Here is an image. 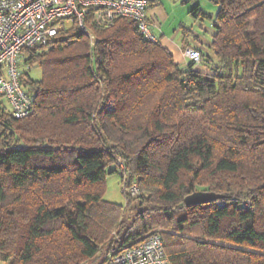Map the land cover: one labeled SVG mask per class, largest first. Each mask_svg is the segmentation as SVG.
<instances>
[{"label":"trees","instance_id":"trees-1","mask_svg":"<svg viewBox=\"0 0 264 264\" xmlns=\"http://www.w3.org/2000/svg\"><path fill=\"white\" fill-rule=\"evenodd\" d=\"M211 2L216 14L192 13L212 22L213 54L186 67L134 20L97 24L92 8L89 33L64 24L25 51L42 78L21 74L29 116L0 95L1 261H36L57 230L91 259L161 229L171 264H264V0ZM120 161L126 205L104 198ZM196 191L221 198L187 205Z\"/></svg>","mask_w":264,"mask_h":264},{"label":"built area","instance_id":"built-area-1","mask_svg":"<svg viewBox=\"0 0 264 264\" xmlns=\"http://www.w3.org/2000/svg\"><path fill=\"white\" fill-rule=\"evenodd\" d=\"M151 0H0V95L10 103L14 117L24 118L34 111L32 97L21 83L19 60L27 49L47 47L66 22L89 33L86 14L95 9L97 24L127 17L135 21L139 34L147 41L158 42L147 18ZM186 55L200 62V52L189 48ZM121 173L125 165L118 163ZM132 196L139 194L136 184ZM103 264H171L160 232H152L141 243L114 249Z\"/></svg>","mask_w":264,"mask_h":264},{"label":"crops","instance_id":"crops-1","mask_svg":"<svg viewBox=\"0 0 264 264\" xmlns=\"http://www.w3.org/2000/svg\"><path fill=\"white\" fill-rule=\"evenodd\" d=\"M196 6L204 8L197 0H151L147 11L152 31L181 67H186L191 62L185 54L189 48L199 50L203 56L213 54L212 41L216 31L211 21L194 16L192 10ZM195 69L210 72L203 64L196 65Z\"/></svg>","mask_w":264,"mask_h":264},{"label":"rangeland","instance_id":"rangeland-1","mask_svg":"<svg viewBox=\"0 0 264 264\" xmlns=\"http://www.w3.org/2000/svg\"><path fill=\"white\" fill-rule=\"evenodd\" d=\"M197 2L202 3V7H204L203 11L210 14L217 13L218 8L216 5H214L211 2V0H197ZM212 9L215 10L211 11ZM188 19L191 22L193 21V19L190 18ZM66 28L67 29L72 28V24L66 22ZM90 37L92 38V43H93L94 35L91 34ZM32 55L34 56L32 51L24 53L19 60V66L21 73H23V71L24 72L26 71V73L33 80L38 81L42 78V69L40 68L39 65L37 64L30 65V63L27 61V59L30 58V56L32 57ZM3 100H4L3 104L6 106L7 109L10 110V103L8 102V100L6 98H4ZM112 169L113 168L111 167L110 170ZM123 187L124 185L122 181V174L120 171L117 172L114 171L108 173L105 179L104 198L111 203L126 205V197L123 192ZM129 191H131V189ZM57 231L53 235L49 236L47 238V241L41 242L40 247L42 251L39 253L38 257H36V261H32L29 264H43L41 259H47L48 257L52 258L51 264H99L101 259L108 255L106 253L107 251L103 250L101 251V254L91 259L80 256L78 250L76 249V243L72 239H70L68 234L63 230L59 231L58 233ZM117 231L118 230L114 229L111 232L110 235L111 237L105 243V247H107L110 240L114 238L120 241V239L117 238ZM161 231H162L161 229H155L153 232H161ZM0 264H6V263L0 260Z\"/></svg>","mask_w":264,"mask_h":264},{"label":"water","instance_id":"water-1","mask_svg":"<svg viewBox=\"0 0 264 264\" xmlns=\"http://www.w3.org/2000/svg\"><path fill=\"white\" fill-rule=\"evenodd\" d=\"M221 198V195H217L214 192L208 191H196L186 197L185 201L187 205L198 204L203 202H209Z\"/></svg>","mask_w":264,"mask_h":264}]
</instances>
